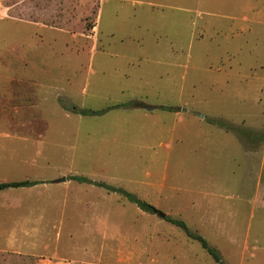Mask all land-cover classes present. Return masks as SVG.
I'll return each instance as SVG.
<instances>
[{"label": "rangeland", "instance_id": "obj_1", "mask_svg": "<svg viewBox=\"0 0 264 264\" xmlns=\"http://www.w3.org/2000/svg\"><path fill=\"white\" fill-rule=\"evenodd\" d=\"M23 180L0 264H218L188 232L264 264V0H0V182Z\"/></svg>", "mask_w": 264, "mask_h": 264}, {"label": "trees", "instance_id": "obj_2", "mask_svg": "<svg viewBox=\"0 0 264 264\" xmlns=\"http://www.w3.org/2000/svg\"><path fill=\"white\" fill-rule=\"evenodd\" d=\"M70 179L77 180V181H85V178L80 177V176H72V177H70ZM36 183H37V181H29V180L0 182V191L11 188V187L30 186V185H33ZM107 189L110 191H115V192H118L120 194L125 195L128 200L134 202L143 211H147V212H155L156 211V208L153 205L147 203L144 200L137 198L132 193H129V192H127L123 189H120V188H114V187H109V186L107 187ZM167 220L173 224L181 226L184 229H187L185 223L181 219H175V218L168 217ZM188 234L192 238L199 240L201 242L202 246L217 261L218 264H223L219 253L213 247H210L208 245L207 241L201 235H199L197 233H191V232H188Z\"/></svg>", "mask_w": 264, "mask_h": 264}, {"label": "water", "instance_id": "obj_3", "mask_svg": "<svg viewBox=\"0 0 264 264\" xmlns=\"http://www.w3.org/2000/svg\"><path fill=\"white\" fill-rule=\"evenodd\" d=\"M178 110H180V108H178ZM65 179H66V177H61V178L56 179L55 181H56V182H60V181H64ZM157 213H158L159 215H161L162 218H166V214H165V213L158 212V211H157Z\"/></svg>", "mask_w": 264, "mask_h": 264}]
</instances>
